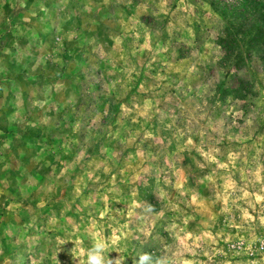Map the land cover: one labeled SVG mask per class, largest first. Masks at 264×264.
<instances>
[{"label":"rangeland","instance_id":"374dc122","mask_svg":"<svg viewBox=\"0 0 264 264\" xmlns=\"http://www.w3.org/2000/svg\"><path fill=\"white\" fill-rule=\"evenodd\" d=\"M225 21L211 0H0V264L97 239L264 264V60L234 92Z\"/></svg>","mask_w":264,"mask_h":264},{"label":"trees","instance_id":"16d2710c","mask_svg":"<svg viewBox=\"0 0 264 264\" xmlns=\"http://www.w3.org/2000/svg\"><path fill=\"white\" fill-rule=\"evenodd\" d=\"M211 5L226 19L218 44L223 51L222 65L232 71L231 88L250 92L252 84L242 70L256 52L264 60V0H211Z\"/></svg>","mask_w":264,"mask_h":264},{"label":"clouds","instance_id":"9594fccd","mask_svg":"<svg viewBox=\"0 0 264 264\" xmlns=\"http://www.w3.org/2000/svg\"><path fill=\"white\" fill-rule=\"evenodd\" d=\"M108 244L103 239L93 240L91 247L87 250L86 259L82 262L79 258L78 264H125L126 259L130 256L132 264H175V261L167 255H156L155 253L140 252L133 256L123 255L120 251H115L119 255L116 258H109ZM76 256L73 255L75 260Z\"/></svg>","mask_w":264,"mask_h":264}]
</instances>
